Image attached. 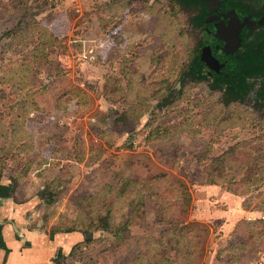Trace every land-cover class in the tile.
I'll use <instances>...</instances> for the list:
<instances>
[{"label":"rangeland","instance_id":"374dc122","mask_svg":"<svg viewBox=\"0 0 264 264\" xmlns=\"http://www.w3.org/2000/svg\"><path fill=\"white\" fill-rule=\"evenodd\" d=\"M189 19L190 13L173 0H0V134L10 133L12 119L24 113L23 103L27 109L24 128L33 136L31 154L18 153L16 145L7 157L0 153L1 180L6 182L23 161L31 162L26 178H35L36 183L21 181L13 196L22 203L17 204L19 208L24 207L20 214L28 228L58 233L76 219L80 197L96 196L93 211L99 210L106 203L101 204L97 194L106 183L116 184L111 171L127 174L123 167L128 155L140 154L184 182L191 195L186 223L209 228V236L199 239L202 252L196 251L189 264H235L228 258L237 249L218 254L231 240L246 246L244 252H236L243 256L242 264H264V175L260 174L264 172V106L256 109L247 99L236 106L234 117L220 121L221 91L183 77L197 41L204 38ZM32 22L38 23L37 29L26 31V24ZM42 28L56 40L46 52L48 62L33 60L31 54ZM111 77L129 93L127 98L137 102L141 113L137 132L129 134L114 122V111L127 106L118 99L111 103L103 98L104 84L110 87ZM41 87L44 90L34 94ZM178 89L184 94L174 112H167V106L156 108L164 92L170 90L176 98ZM73 90L82 91L81 95L75 93L67 100L64 93ZM32 96L36 109L30 103ZM57 100L61 105L66 102L65 109L55 108ZM77 100L82 102L75 104ZM148 123L152 125L147 127ZM180 124L192 132L169 131L167 138L154 145L144 141L155 125L164 129ZM132 141V150L121 149ZM208 147L211 154L203 156ZM6 148L1 138L0 150ZM102 149L99 158L90 157ZM223 152L235 160L230 165L234 190L246 191L247 184L240 179L249 169L259 171L255 175L263 181L242 196L219 185H206L204 168ZM76 155L83 158L78 161ZM50 186L53 202L47 204L44 198ZM243 203L248 204L247 210ZM153 205L148 198L144 219L134 218L128 238L120 244L108 232L83 235L88 243L82 248L74 245L61 264H132L148 239L158 238L167 228L154 221ZM260 205L261 209L256 208ZM113 210L118 224L122 208L117 205ZM129 214L128 209L120 222ZM248 220L262 223L251 232L244 226L233 233L236 224Z\"/></svg>","mask_w":264,"mask_h":264},{"label":"trees","instance_id":"16d2710c","mask_svg":"<svg viewBox=\"0 0 264 264\" xmlns=\"http://www.w3.org/2000/svg\"><path fill=\"white\" fill-rule=\"evenodd\" d=\"M173 1L176 2L182 11L190 13V25L204 36L203 39L197 41L196 52L191 55L189 65L184 71L183 77H186L190 82L194 83L207 82L212 91H221L222 96L218 100L221 110L219 113L221 118L220 121H224L225 118L234 117L236 109H239L236 106L243 105L247 99L253 102V106L256 109L262 108L264 106V29L259 28L258 30L250 31V33L245 36L240 49L236 53L230 55L220 53L219 62L222 64L221 67L216 70L210 69V73H208L201 59L202 47L210 44L213 54H217L214 44L211 43V41L215 42L217 40L213 36H209L207 32V30L211 31V29L210 27L208 28L207 23H205L207 17L205 6L198 0ZM222 3L223 10L233 8L237 12L239 11L245 15V9L241 0H222ZM32 23L33 24H26V31H29L31 28L37 29L35 27H38V23ZM206 27L208 29H204ZM17 32L22 34V28L17 29ZM18 34L19 33L15 36L18 37ZM55 41L53 36L50 35L46 29L42 28L40 30V36L38 37V45L31 49L32 59L38 61L40 58H43L47 61L46 52L47 50H51L50 48L53 46L52 42ZM17 75L18 74L13 75V83L17 82ZM109 81H111L112 85L109 87L108 82L104 84V91L102 92L104 94L103 98L111 103H114L115 100L118 99L123 102V105L126 104L125 106H127L126 109L114 111L116 115L114 122L124 127V131H131L129 134L137 132L138 130H135V125L138 123L141 114L138 113L136 109V106H138L137 102L131 101V99H129L130 97H126L129 93L125 92V89L120 85L118 79H113V77H111ZM43 90L44 87H41V89L36 90L34 94L40 93ZM175 91L177 93L176 98H172V91L168 90L164 92L156 108L167 106V112H174L176 103L181 101V96L184 94L182 89ZM80 92L82 91H66L64 95L67 96V100H71L75 93L76 95H81ZM30 100L32 107L36 109L37 107L36 103L33 101V96ZM80 101L77 100L75 104H80ZM65 107L66 102L61 105L57 100L55 106L57 110L65 109ZM231 107L234 109H231ZM21 108L24 113L12 119L10 123V133L4 131L0 134V139L2 138L7 142V148L0 150V153H5L4 157H7V155L12 152V147L14 145L17 146L18 153L20 154H31L33 152V143L31 145L33 136L24 128L27 109L23 103ZM239 112L241 114L240 110ZM151 125V123H148L146 126L150 127ZM188 127L189 126L186 124H184V126L180 124V126L176 128L171 126L162 129L160 125H155L146 133L144 141L149 145H154L156 142L167 138L165 136H169V131H173V134L182 131H188V133H190L191 129ZM7 137H9V140H6ZM127 142L121 145V149L132 150L134 142ZM103 153L104 149L98 151L95 155L91 154L90 157L99 158ZM210 154L211 152L208 147L203 156ZM76 157L80 156L76 155ZM81 158L83 157L77 158V160L80 161ZM127 158L128 159L124 163L127 167L123 168L128 169V173L124 174L119 169L118 171H111L116 184L113 186L106 183L101 188L100 194H97L100 195V203H106L103 205L105 211L101 212L103 206L100 207L99 210L93 211L94 204L92 201L96 196L80 197L79 207L81 209L77 211L76 219L74 221H69L68 227L58 231L80 232L87 237H90L93 232H108L112 235H116L115 242L120 244L121 241L128 238L129 228L134 218L141 217L144 219L147 211L146 201L150 198L154 200V221L158 224L166 225L167 228L159 234L158 238L151 237L148 239V242L142 246L140 255L134 257L132 264H189L190 259L195 255L196 251H199V253L202 252L203 245L199 239L209 236V228L197 222L186 223L188 217L187 213L189 212L188 206L191 198L186 185L168 171H164L151 164L145 155L129 154ZM234 161L233 155L228 152H223L211 160L209 165L204 168L205 184L212 186L219 185L228 193L242 196L251 191V186H256L263 181V179L255 175L259 171L250 172L249 169L240 179L242 184H247L246 191L238 192L234 190V184H232L234 181L232 177L233 169H230V165L233 164ZM30 166L31 162L23 161L18 171L9 175L6 182L1 180L2 174L0 171V198H13L19 183L29 174L28 169ZM105 168L107 170L109 169L108 166ZM260 174L264 175V172ZM47 191L48 195L44 199L47 204H50L53 202L52 192L54 191H52L51 186L49 189L47 187ZM85 201H88L86 205L84 204ZM99 201L97 203H99ZM117 201L122 202L117 204L119 208H122L117 214L120 220L123 219L121 217L124 215L126 216L127 210H130V219L127 218L124 223H121L120 220L118 224L115 222L116 218L113 207L117 206L115 205ZM259 204H261V202ZM242 206L247 210L248 204L243 203ZM256 208L261 209L262 207L260 205V207L258 206ZM257 223L262 222L260 220ZM256 224L254 221H241L235 225L233 233L236 234L238 231H241V229L243 231L244 226L247 232H251ZM196 231H198V233ZM259 236L260 235H257L256 238L258 239ZM52 237L53 234H50V239H52ZM87 243V241L80 242L77 244L76 248H82ZM0 247H4L1 236V226ZM234 249L237 250L233 253H229V263L242 264L241 259L243 256H239V253L236 252H242L246 249V246L240 242H233L231 240L230 244L225 249L218 251V254L221 255L225 250L232 251ZM253 250L257 251L258 247H255ZM173 255L174 258H172ZM63 260L64 256L58 252L54 259L55 264H61Z\"/></svg>","mask_w":264,"mask_h":264},{"label":"crops","instance_id":"0c3cea01","mask_svg":"<svg viewBox=\"0 0 264 264\" xmlns=\"http://www.w3.org/2000/svg\"><path fill=\"white\" fill-rule=\"evenodd\" d=\"M35 180L25 178L22 183L34 185ZM17 204L22 203L15 202L14 198H0V226L4 242V247H0V264H55L58 252L65 258L74 245L82 243L80 232H55L50 239L48 232L28 228L20 214L24 207L19 208Z\"/></svg>","mask_w":264,"mask_h":264},{"label":"flooded vegetation","instance_id":"af4514ba","mask_svg":"<svg viewBox=\"0 0 264 264\" xmlns=\"http://www.w3.org/2000/svg\"><path fill=\"white\" fill-rule=\"evenodd\" d=\"M199 2L203 3L205 6V11L207 14V17L205 19V23H207V27L211 29L207 30L209 36H213L216 38L217 41L211 43L214 44L215 50L217 51V54H213V51L211 49V45H205V47L210 48V54L211 56L218 61V65L214 63L213 59H210L207 56V60L203 61L206 70H208V73H210V69L216 70L221 67V63L219 62L220 53L223 52V45L224 42L219 40L216 37L217 29H219V33L223 35L228 41L229 44L227 45L226 49H231L236 45L237 38L235 34L237 33L238 39H239V45L237 46V49L230 54L236 53L242 44V41L244 40L245 36L250 33L252 30H258L259 28L264 29V0H241L242 5L245 9V15L241 12H237L233 8H228L223 10L222 8V0H198ZM238 22L236 21V19ZM242 24V26H241ZM204 29H208V28ZM240 30L238 31V29ZM246 30V31H245ZM225 54V53H224ZM225 54V55H230Z\"/></svg>","mask_w":264,"mask_h":264},{"label":"water","instance_id":"95a60500","mask_svg":"<svg viewBox=\"0 0 264 264\" xmlns=\"http://www.w3.org/2000/svg\"><path fill=\"white\" fill-rule=\"evenodd\" d=\"M235 19H236V21L238 22L237 18H235ZM241 26H242V24H241ZM239 30H240V28L238 29V31H239ZM235 36H236V38H237L236 45H234V47H232L231 49H226V48H227V45L229 44V41H228L225 37H223V35H221V34L219 33V29H217L216 37H217L219 40H221V41L224 42V45H223V52H224L225 54L233 53V52L237 49V46L239 45V39H238L237 33L235 34ZM207 56H208L210 59H213V60H214V63H216V64L218 65V61H216V60L211 56V54H210V48H209V47H205V48H203L202 51H201V59H202L203 61H206V60H207ZM203 57H205L206 60H205V58H203Z\"/></svg>","mask_w":264,"mask_h":264}]
</instances>
